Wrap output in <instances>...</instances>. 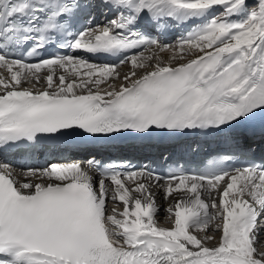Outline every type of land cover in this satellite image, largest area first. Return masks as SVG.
I'll return each mask as SVG.
<instances>
[{
  "label": "snow or ice",
  "instance_id": "snow-or-ice-1",
  "mask_svg": "<svg viewBox=\"0 0 264 264\" xmlns=\"http://www.w3.org/2000/svg\"><path fill=\"white\" fill-rule=\"evenodd\" d=\"M128 133L223 149L95 147ZM64 136L79 160L0 159V264H264V0H0V152Z\"/></svg>",
  "mask_w": 264,
  "mask_h": 264
},
{
  "label": "bare ground",
  "instance_id": "bare-ground-1",
  "mask_svg": "<svg viewBox=\"0 0 264 264\" xmlns=\"http://www.w3.org/2000/svg\"><path fill=\"white\" fill-rule=\"evenodd\" d=\"M175 34H177V33H172L171 32V34L169 35V38L171 39ZM161 55H162V57L165 60L168 59V57H166V53H162ZM124 70L126 71L127 69H124ZM0 159H5V160L11 161V162L13 161L9 157H7V156H5L4 154H1V153H0ZM75 159L79 160L80 158H75ZM76 160H68V161H62V162H73V161H76ZM154 191H156V190H154ZM156 199H157V203L161 206L160 211L158 212V214H159L158 221L163 223L164 219L162 218L161 215L166 213L164 211V209H166L168 207L169 201H165L162 198V195L158 191H156ZM121 208H122V206H121Z\"/></svg>",
  "mask_w": 264,
  "mask_h": 264
},
{
  "label": "rangeland",
  "instance_id": "rangeland-1",
  "mask_svg": "<svg viewBox=\"0 0 264 264\" xmlns=\"http://www.w3.org/2000/svg\"><path fill=\"white\" fill-rule=\"evenodd\" d=\"M166 57H169V54L168 53H166ZM108 206H109V208H111V207H117V209L119 211H122V208H121L122 204H112L111 202H109V205ZM167 215L168 214L165 213V214H162L161 216L164 219V217L167 216ZM157 218H159V214H157Z\"/></svg>",
  "mask_w": 264,
  "mask_h": 264
}]
</instances>
